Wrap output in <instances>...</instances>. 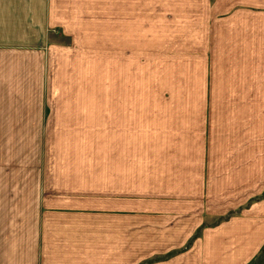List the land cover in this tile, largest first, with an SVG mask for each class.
I'll return each instance as SVG.
<instances>
[{
	"label": "crops",
	"instance_id": "0c3cea01",
	"mask_svg": "<svg viewBox=\"0 0 264 264\" xmlns=\"http://www.w3.org/2000/svg\"><path fill=\"white\" fill-rule=\"evenodd\" d=\"M181 39L210 89L143 114L126 63ZM249 105L263 127L264 0H0V264H264L194 196L196 159L253 156Z\"/></svg>",
	"mask_w": 264,
	"mask_h": 264
},
{
	"label": "rangeland",
	"instance_id": "374dc122",
	"mask_svg": "<svg viewBox=\"0 0 264 264\" xmlns=\"http://www.w3.org/2000/svg\"><path fill=\"white\" fill-rule=\"evenodd\" d=\"M184 40H177L180 44L172 46L160 44L154 47L142 46L143 55L141 62L126 63V85L133 83L134 79L136 85H141L143 114L147 113L146 110L150 108L149 103H153L152 108L155 113H169L166 108L170 105L174 107V103L179 102L184 105L183 107L185 105L189 107L188 110L184 109L186 114H191L190 117L195 116V113L198 112L196 107L194 106L193 108L192 104H190V101H193L191 97L197 96L195 92H202L204 88L206 90L210 89L208 87L211 86V78L208 76V73L204 79L202 78L203 75L199 74L200 71L196 66L198 63H195V61H178L177 58H184L183 54L185 52L196 50L195 46L181 44ZM171 59L174 60L171 61ZM208 64L210 65L211 63L207 62V68L209 67ZM48 80L50 81V79H47V82ZM204 82L205 86L203 87ZM212 97V93L205 94V101L209 103L208 105H211L210 101H212ZM186 102H189V104H185ZM249 106V109L246 111L247 116L241 120L244 123L245 135L240 134V136L253 140V143H247L248 150H246L247 153L253 151V156L214 159L200 157V159H196L200 161V165H202L203 161H206L207 166L210 164V168L216 171H214V174H210L206 171L208 170V167H206V173L198 176L203 175L199 178L200 180L198 177L196 178L197 182H205V190L198 191L194 196L200 197V200L205 199L207 211L204 216L206 220L205 228L213 230L216 225L215 228L219 229L221 234L219 238L220 244L222 242H226L227 244L232 239L224 237L225 234L231 236L237 235V238L241 237V242L245 241L246 232H251L254 241L258 240V242L264 236V218H261L264 203V126L258 125V123H261L262 118L258 117L257 114L261 110H257V113H255L253 111L255 107ZM183 107L180 109L181 112H184ZM201 112L199 116L197 115L199 118L202 117ZM149 113L150 110L148 111ZM144 116L148 117L149 115ZM236 126L237 129H240L238 124ZM251 129H253V134H250L252 132ZM50 132V128L47 127L46 134L48 135ZM46 149H48V143L46 144ZM175 153L183 155L182 150H177ZM182 158L180 157L179 159L182 160ZM183 159L188 160L186 157ZM215 164L217 165L214 166ZM47 168L48 166L46 167V172ZM212 176L216 178V181H220L221 185H223L222 189L210 190L207 188L208 184L206 185V183L212 180ZM212 204L214 205L212 206ZM213 210L216 212H213ZM245 213L250 214V216ZM217 224L220 225L217 226ZM260 256L263 258L262 255ZM223 259H228V256L223 254Z\"/></svg>",
	"mask_w": 264,
	"mask_h": 264
}]
</instances>
